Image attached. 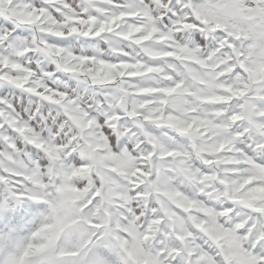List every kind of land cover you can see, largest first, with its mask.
<instances>
[{
    "label": "snow or ice",
    "instance_id": "snow-or-ice-1",
    "mask_svg": "<svg viewBox=\"0 0 264 264\" xmlns=\"http://www.w3.org/2000/svg\"><path fill=\"white\" fill-rule=\"evenodd\" d=\"M0 264H264V0H0Z\"/></svg>",
    "mask_w": 264,
    "mask_h": 264
}]
</instances>
